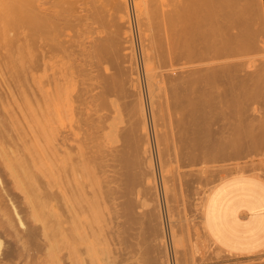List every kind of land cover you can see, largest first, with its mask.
<instances>
[{
	"label": "rangeland",
	"instance_id": "rangeland-1",
	"mask_svg": "<svg viewBox=\"0 0 264 264\" xmlns=\"http://www.w3.org/2000/svg\"><path fill=\"white\" fill-rule=\"evenodd\" d=\"M52 1L0 0V264H163L164 260L168 264H264V255L238 258L218 248L206 234L203 223L205 201L217 184L242 174L264 179V33L260 27L259 0L243 1L246 5L243 4L242 8L247 7L237 10L240 13L235 12L238 17L230 14L221 17L218 25L226 24L228 27H214L219 29L218 40L216 35L214 39L213 29L209 28L212 38L209 35L211 41L209 38L207 41L213 43L207 42L211 45L194 62L204 68L196 82L201 84L204 91L201 126L206 131L214 130L215 138L222 137L232 144L239 141L243 151L235 154L230 150L228 156L221 159L223 161L209 159L199 167L202 171L197 170L190 177L191 182L186 186L189 190L181 183L175 188L174 196L165 188L166 185L169 188L172 186L166 178L169 170L177 168L178 164L173 160L166 165L162 154L157 125L162 126L163 119L154 114L150 84L145 73L141 26L134 2L120 0L117 4L113 0H98V3L96 0V3L101 4V7L96 4V11L103 25L101 29L98 28L102 35H114L115 28L121 36H124V31L129 33V51L132 48L130 52L136 67L138 97L143 105L147 127V143L143 142L144 139H138V164L135 162L139 174L137 188L141 190L146 180L143 166L148 161L153 168L154 182L147 192L143 189L142 193L147 194L135 196V209L129 218L125 217L121 206L115 203L117 199L113 200L114 204L111 201L119 193L118 190L113 192L116 191L112 187L115 179H107L106 174L99 173L93 157L85 162L80 173V187H76V183L66 181L64 175L65 180L54 181L47 177L44 167L36 165L38 157L27 152L30 134L27 135L24 129H28L24 115L31 117L34 112L26 105L27 102L34 105L41 98L37 89L39 86L36 87L38 81L48 84L45 67H42L46 61L44 57L48 60L53 55L52 58L55 57L57 62L60 58L67 60L70 72L75 75L72 89L75 92L83 91L84 94L86 88L85 76L80 73L84 61L82 63L81 51L77 47L81 32V1ZM180 2L186 5L188 0ZM177 3L178 0H169L168 5L173 8ZM231 20L236 25L229 22ZM161 35L165 44L163 27ZM62 43L66 49L61 51L59 45L63 46ZM76 78L80 80L76 81ZM160 80L159 94L166 102V92L172 81L163 77ZM135 99L130 94L118 99V103L122 106L130 102L128 104L134 109ZM159 103L161 105V101ZM163 103L161 107L164 109ZM81 111V116H85L86 112ZM135 116L129 113L125 118L137 121ZM172 116L173 119L177 118V113L173 112ZM86 125L79 128V138L90 134L89 125ZM143 146L146 149L144 154ZM185 178L188 179L187 175ZM151 190L155 191L152 199ZM118 211L122 212L121 215ZM113 220L119 223L116 226L118 228L114 226ZM161 243H164L165 253L162 252Z\"/></svg>",
	"mask_w": 264,
	"mask_h": 264
},
{
	"label": "bare ground",
	"instance_id": "bare-ground-1",
	"mask_svg": "<svg viewBox=\"0 0 264 264\" xmlns=\"http://www.w3.org/2000/svg\"><path fill=\"white\" fill-rule=\"evenodd\" d=\"M80 1L81 11L79 10V18L81 26L79 27L81 32L79 33L80 38H78L77 47L81 51L82 63L84 61V64L81 63L82 70L80 73L82 72L81 75L83 77L85 76L84 78L87 81H85L86 85L84 84L86 86L85 93L83 94V91L75 92L74 88L72 89L75 75H72V71L70 72L71 69L68 66L67 60L60 58L61 60L57 62L55 61V57L52 58L53 55L48 60L47 57H44L46 61L44 60L45 66L42 64V67H45L46 76L45 74L44 76L47 78L48 84H41L42 82L39 83L40 80L38 81L36 87L39 86L37 89L40 91L42 99L40 98V102L37 101L38 103L36 102L37 104H34L36 108L31 102H27L26 104L27 106L29 105V109L32 112L34 111L36 113L39 111L40 116L37 115L38 112L36 114L33 112L31 117L30 115H27L28 117H26V114L24 115V119H26L25 124L28 129L23 128L27 130V135H31H29L30 142H28L29 147L27 148V152H29V154H35L36 157H38L39 160L36 161V165L41 164L44 167L47 177L54 181H56V179L65 180L63 179L65 177L67 178L66 181L70 183L72 181L73 183L75 182V186H79L78 183L80 184V173L84 169L85 162L93 157L96 161L99 173L106 174L107 179H115L112 187L113 189L115 188L116 191L113 192L115 193L118 190L119 193H116V197L111 194L113 196L111 201L114 204L115 201L113 200L117 199L118 201L116 200L117 202L115 203L121 206L123 214L125 217L127 216V218H129L133 216L132 214L135 209V196L141 194L143 189L147 192V189L152 188L154 182V177H152L153 168H151V164L148 161V163L146 162L147 164L145 163L143 166V171L147 174L145 177L146 180L143 186H141V190L137 188L139 174L136 171L137 166H135V162L138 155L137 151L139 150L138 142L140 139H142V141L144 139L143 142L145 144L147 143L145 140V128L147 127H145L146 122L143 115V105H141V99L138 97L139 93L137 91L138 86L136 85L135 73L136 67L133 64L131 59L132 54L130 52L132 48L129 51V33H126V31H124V33L121 30L122 34L124 33V36H121L119 35V31L115 28L117 32L113 31L114 35H102V31L100 32L98 28L103 25H101L100 22L101 18L98 17V10L96 11L97 5L101 7V4H98L100 2L98 0V3H96V0ZM114 1L118 4L120 0H113L112 2ZM243 1L245 0H188L186 5H182L180 0H178V3L175 4L173 8H170L168 5L169 0H133L134 9L141 26L145 73L150 84V91L154 103V114L159 115L164 123V125L161 123L162 126L157 123V133L162 145V154L166 165L171 164L173 160L178 164L177 168L169 170V175L166 178L168 183L170 181L169 184H172V186L170 185L171 188H169V186L167 187V185L165 187L170 195L174 196L176 192L175 188L181 183L185 186V189L189 190L186 186L191 182H189V180H191L190 177H192L197 170L198 172L202 171L199 167H202L209 159H224L230 150L235 154H240L241 151H243V145L239 141L236 142V144H232L222 139L221 136H219L221 138H215L214 130L206 131L201 126L200 120L203 116L201 101L204 97V91L201 84H197L196 82L203 74L204 68L194 64L195 58L203 55L208 48L207 46L213 43L208 42L209 40L211 41V35L213 34L212 36L214 39V35H216L217 38L219 29H215L214 27L218 25L220 18L225 14L226 16H228V14L236 16L235 12L240 8L243 9ZM242 12L245 14L244 11ZM229 18L231 19V17ZM229 22H232V20ZM222 25H220L219 28L222 27ZM162 27L165 36V44L162 41ZM226 27L228 26L226 25ZM209 28L213 29H210L213 31L211 35ZM222 29L224 30V27ZM120 37H123L122 40L124 43L120 40ZM214 39L212 40L215 41ZM119 40L121 42H119ZM216 40H218V38ZM207 42L211 44H207ZM122 43L125 45L124 47ZM59 46L61 51L62 49H66L64 45L61 46L60 44ZM230 46L233 45L230 43ZM77 74L78 73H76V75ZM162 77L172 81V84L168 81L171 86L168 87L166 92V102H164L165 98L163 99L159 94V83ZM81 78L82 77H80V79ZM80 79L78 78V80ZM78 80L76 78V81ZM75 83L74 86L76 85ZM79 83L81 84V82ZM81 93L83 95H81ZM130 94L136 97L135 105H133L135 106L134 109L128 104L130 102H126L122 106L118 103V99L123 96L128 97ZM158 100L161 101V105L164 102V109L162 108L163 106L161 107ZM22 110H20V112L23 116L24 110ZM81 110L86 112L85 116L82 115L83 117L81 116ZM173 112L177 113V118L175 119H173L172 116ZM129 113L132 116L136 114L135 118L137 117V121L136 119L131 121L128 119L126 120L125 115L128 116ZM83 124L89 125L90 134H88V137L79 138L77 132ZM143 147L144 154L146 149L145 146ZM176 150L177 153L175 152ZM146 159L149 160V158ZM12 160L13 159H11V161ZM11 161L9 162L10 164ZM14 161L16 162V160ZM186 175L188 179L185 178ZM196 176H198V174ZM188 186H190V184ZM154 192L155 191L151 193V196ZM145 194L147 193L143 195ZM155 194L154 197L157 200V195L155 196ZM108 196L112 197L110 195ZM108 196L105 197L108 198ZM152 198L153 196L151 199ZM67 200L69 199L67 198ZM112 202L110 203L111 205ZM153 204L155 205L156 202ZM116 209L114 208L115 211H117ZM120 211L118 212L121 215L122 212ZM117 214L118 213H116V215ZM116 215L114 216L115 218H117ZM115 220L112 222L116 227L119 223L116 222L118 219ZM162 237L163 236H161L160 239H162ZM162 249V252H164L165 247L163 246ZM143 252L145 251L143 250ZM163 264L168 263L164 260Z\"/></svg>",
	"mask_w": 264,
	"mask_h": 264
},
{
	"label": "crops",
	"instance_id": "crops-1",
	"mask_svg": "<svg viewBox=\"0 0 264 264\" xmlns=\"http://www.w3.org/2000/svg\"><path fill=\"white\" fill-rule=\"evenodd\" d=\"M259 7L264 33V0ZM203 223L223 251L238 258L264 255V179L242 174L217 184L205 201Z\"/></svg>",
	"mask_w": 264,
	"mask_h": 264
}]
</instances>
